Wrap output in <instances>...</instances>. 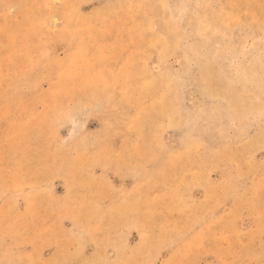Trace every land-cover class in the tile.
<instances>
[{
	"label": "rangeland",
	"instance_id": "374dc122",
	"mask_svg": "<svg viewBox=\"0 0 264 264\" xmlns=\"http://www.w3.org/2000/svg\"><path fill=\"white\" fill-rule=\"evenodd\" d=\"M0 264H264V0H0Z\"/></svg>",
	"mask_w": 264,
	"mask_h": 264
}]
</instances>
